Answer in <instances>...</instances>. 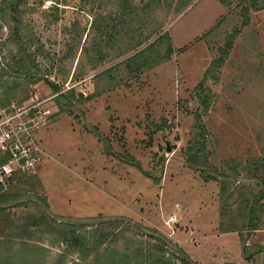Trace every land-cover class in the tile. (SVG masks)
<instances>
[{
	"label": "rangeland",
	"instance_id": "obj_1",
	"mask_svg": "<svg viewBox=\"0 0 264 264\" xmlns=\"http://www.w3.org/2000/svg\"><path fill=\"white\" fill-rule=\"evenodd\" d=\"M16 1L0 0V68L19 57L9 9ZM20 4L30 52L38 51L36 63L61 92L41 74L37 81H0L12 89L0 88L3 104L44 101L54 113L38 131L45 155L37 171L0 196L17 215L36 213L45 200L43 211L59 219L55 226L97 221L80 226L74 244L46 239L33 257L20 240L9 251L13 244L0 234V259L181 264L172 256L181 247L198 264H264V198L258 228L246 224L249 192L264 189L261 4L241 0L220 10L214 0ZM202 127L205 157L192 164ZM107 218L119 226L104 243L96 230ZM232 225L239 229L226 230Z\"/></svg>",
	"mask_w": 264,
	"mask_h": 264
},
{
	"label": "trees",
	"instance_id": "obj_2",
	"mask_svg": "<svg viewBox=\"0 0 264 264\" xmlns=\"http://www.w3.org/2000/svg\"><path fill=\"white\" fill-rule=\"evenodd\" d=\"M224 7L231 8V6L238 5L239 1L241 0H218ZM251 3L255 6L257 3L261 4V8H264V0H250ZM235 2H238L234 4ZM21 0H17L15 3H11L9 9L11 10L13 17V27H11L12 31V37L13 41L16 44L17 52L19 57L14 60L13 65H5L3 63L4 67L0 68V81L2 84L5 85L8 79H14L17 80L19 77H25L26 81L36 79L38 74H41V78H44L45 81H48V83L52 86L54 91L61 92V89L58 85L50 82L47 78V73H43L42 69L39 68V64L36 63V56L38 54V51L30 52L31 46L34 44L33 40L27 39L26 35L23 34V28H22V22L20 19L21 10L19 9ZM170 38V37H169ZM42 52V51H40ZM172 52L171 45L169 46L167 53L170 54ZM16 68V70H15ZM42 72V73H41ZM6 78V80H4ZM203 83H200L197 88H202ZM7 86V85H6ZM2 88V87H0ZM4 91V94H7L8 92H11L12 89H7L5 87L2 88ZM71 93V90H67L60 94V96H66ZM206 133V129L204 130V127H202L201 132L197 136L196 140V150L193 154H190L188 156V161L192 164H198L199 158L205 157V139L204 134ZM195 148V145H192L189 150H193ZM196 157V160H195ZM29 175L20 176L15 178L16 181L21 178H25ZM19 182V181H18ZM15 183V181L12 182L10 185V188H12ZM1 190V189H0ZM7 191V190H6ZM15 197V196H14ZM264 198V189H262L259 192V195L256 196L252 191L249 192L248 198L246 199V204L249 206L248 209V217H247V226L250 227V229H257L260 225V218L256 217L257 212V206L260 203V200ZM0 201L2 203V206L0 207V234L2 238L7 240L8 242H11L13 246L9 251L14 250V244H16L19 240L23 242V244L26 245V249L29 250V254L33 257L36 253L34 252L37 249H40L39 243L44 242L46 239H51L52 242H59V243H67V244H74L72 239L74 241L78 240V228L80 226H92L94 223H96L97 219H88L83 224H77V223H66L63 225H54V222L56 219L52 217L50 214H47L46 211H43V209H47L45 200L42 201L43 203H39L36 206V213H28L26 215H17V213H12L8 208V202L7 197L2 195L0 196ZM264 204V203H263ZM262 204V207H263ZM43 208V209H42ZM42 210V211H40ZM40 212V213H39ZM111 219H104L102 221L101 227L97 228V232H100L99 237L101 238V242H106L111 235H115L114 231L118 229L119 224H117V221ZM100 222V221H99ZM223 224V223H222ZM36 229V231H32ZM238 226L232 225L231 227L226 228V230H238ZM117 232V231H116ZM117 234V233H116ZM17 240V241H16ZM26 242V243H25ZM27 242H32V245L27 244ZM242 248L243 250H247L246 243L242 239ZM69 251V250H68ZM65 256V255H64ZM173 258L178 259L181 264H198L195 260H193L190 255L184 251L181 247L178 248L177 254H172ZM4 259V261H2ZM8 258H2L0 259V264H11L14 261H10ZM160 262V261H159ZM162 263V261H161ZM15 264V263H14ZM18 264V263H17ZM56 264H65L64 258L61 259L60 262ZM163 264V263H162ZM166 264V263H164ZM171 264V263H169Z\"/></svg>",
	"mask_w": 264,
	"mask_h": 264
},
{
	"label": "built area",
	"instance_id": "obj_3",
	"mask_svg": "<svg viewBox=\"0 0 264 264\" xmlns=\"http://www.w3.org/2000/svg\"><path fill=\"white\" fill-rule=\"evenodd\" d=\"M44 101L28 105L0 100V189L7 190L15 178L34 174L45 150L38 131L54 113Z\"/></svg>",
	"mask_w": 264,
	"mask_h": 264
},
{
	"label": "crops",
	"instance_id": "obj_4",
	"mask_svg": "<svg viewBox=\"0 0 264 264\" xmlns=\"http://www.w3.org/2000/svg\"><path fill=\"white\" fill-rule=\"evenodd\" d=\"M214 1H215L216 6H218L220 10V8H222L223 5L218 0H214Z\"/></svg>",
	"mask_w": 264,
	"mask_h": 264
},
{
	"label": "water",
	"instance_id": "obj_5",
	"mask_svg": "<svg viewBox=\"0 0 264 264\" xmlns=\"http://www.w3.org/2000/svg\"><path fill=\"white\" fill-rule=\"evenodd\" d=\"M166 144H167V150H168V151H171V148H170V146H169V142H168V141L166 142Z\"/></svg>",
	"mask_w": 264,
	"mask_h": 264
}]
</instances>
